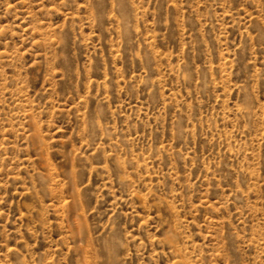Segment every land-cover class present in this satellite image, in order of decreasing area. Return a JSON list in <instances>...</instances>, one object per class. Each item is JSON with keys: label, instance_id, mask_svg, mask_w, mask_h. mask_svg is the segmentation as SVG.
I'll return each mask as SVG.
<instances>
[{"label": "rangeland", "instance_id": "374dc122", "mask_svg": "<svg viewBox=\"0 0 264 264\" xmlns=\"http://www.w3.org/2000/svg\"><path fill=\"white\" fill-rule=\"evenodd\" d=\"M0 264H264V0H0Z\"/></svg>", "mask_w": 264, "mask_h": 264}]
</instances>
